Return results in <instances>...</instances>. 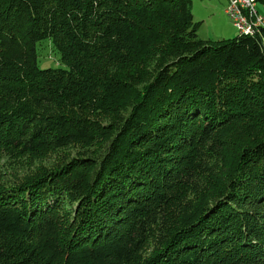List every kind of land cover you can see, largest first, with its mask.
I'll return each instance as SVG.
<instances>
[{
  "label": "trees",
  "instance_id": "obj_1",
  "mask_svg": "<svg viewBox=\"0 0 264 264\" xmlns=\"http://www.w3.org/2000/svg\"><path fill=\"white\" fill-rule=\"evenodd\" d=\"M198 30L191 0H0V264H264V27Z\"/></svg>",
  "mask_w": 264,
  "mask_h": 264
},
{
  "label": "rangeland",
  "instance_id": "obj_2",
  "mask_svg": "<svg viewBox=\"0 0 264 264\" xmlns=\"http://www.w3.org/2000/svg\"><path fill=\"white\" fill-rule=\"evenodd\" d=\"M225 0H191V11L196 23H199L198 34L202 40L219 41L234 39L238 37L239 31L234 27L229 18L225 15ZM256 11L264 18V4L256 3ZM38 66L41 69L62 68L60 54L54 51L50 40L37 45ZM73 156L77 157L76 149ZM49 161H54L50 159ZM47 161V162H49ZM13 162L7 159L0 161V175L5 176L13 171ZM25 166L24 168H30ZM15 168L19 171L18 165ZM24 173V170H23Z\"/></svg>",
  "mask_w": 264,
  "mask_h": 264
},
{
  "label": "built area",
  "instance_id": "obj_3",
  "mask_svg": "<svg viewBox=\"0 0 264 264\" xmlns=\"http://www.w3.org/2000/svg\"><path fill=\"white\" fill-rule=\"evenodd\" d=\"M225 1V14L240 34L255 36L261 32L264 19L256 12L255 0Z\"/></svg>",
  "mask_w": 264,
  "mask_h": 264
},
{
  "label": "bare ground",
  "instance_id": "obj_4",
  "mask_svg": "<svg viewBox=\"0 0 264 264\" xmlns=\"http://www.w3.org/2000/svg\"><path fill=\"white\" fill-rule=\"evenodd\" d=\"M256 0H255V7H256ZM257 12V11H256ZM259 15V14H258ZM260 16V15H259ZM261 17V16H260ZM262 19H264L263 17H261ZM263 27H264V21H263ZM240 34V33H239Z\"/></svg>",
  "mask_w": 264,
  "mask_h": 264
},
{
  "label": "crops",
  "instance_id": "obj_5",
  "mask_svg": "<svg viewBox=\"0 0 264 264\" xmlns=\"http://www.w3.org/2000/svg\"><path fill=\"white\" fill-rule=\"evenodd\" d=\"M226 2V1H225ZM226 5H227V3H226ZM224 13H225V11H224ZM226 15V14H225Z\"/></svg>",
  "mask_w": 264,
  "mask_h": 264
}]
</instances>
